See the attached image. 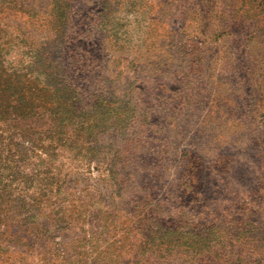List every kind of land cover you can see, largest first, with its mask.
I'll return each instance as SVG.
<instances>
[{
	"label": "rangeland",
	"instance_id": "1",
	"mask_svg": "<svg viewBox=\"0 0 264 264\" xmlns=\"http://www.w3.org/2000/svg\"><path fill=\"white\" fill-rule=\"evenodd\" d=\"M0 264H264V0H0Z\"/></svg>",
	"mask_w": 264,
	"mask_h": 264
}]
</instances>
